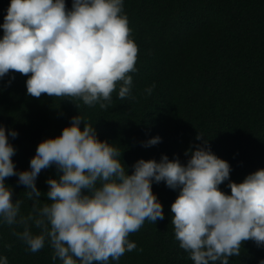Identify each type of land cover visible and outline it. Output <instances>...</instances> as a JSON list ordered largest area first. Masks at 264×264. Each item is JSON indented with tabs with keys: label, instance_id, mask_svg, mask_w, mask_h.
Returning a JSON list of instances; mask_svg holds the SVG:
<instances>
[{
	"label": "clouds",
	"instance_id": "clouds-1",
	"mask_svg": "<svg viewBox=\"0 0 264 264\" xmlns=\"http://www.w3.org/2000/svg\"><path fill=\"white\" fill-rule=\"evenodd\" d=\"M124 0H10L0 38V79L10 70L28 76L27 93L39 98L73 97L106 109L117 88L118 98L131 93L138 45L131 36ZM31 74V75H28ZM12 79H15L14 75ZM11 83V81H9ZM155 84L145 89L151 95ZM107 102V103H105ZM78 107V105H77ZM84 127L81 128V123ZM16 130L0 126V222L25 225L16 235L28 249L41 250L46 240L54 249L52 260L62 264H118L136 249L127 239L145 220L164 218L163 205L153 184L165 182L179 195L171 205L172 225L179 246L194 264H229L239 256L242 242L264 247V169L248 174L240 183L230 180V163L218 157L205 140L186 152L187 163L163 155L139 159L128 174L120 150L98 138L95 127L81 115L61 135L42 141L29 170L17 171L16 148L10 137ZM203 136H197L201 140ZM155 136L145 147L160 143ZM55 165L62 175L49 178L45 194L50 204L39 206L42 192L36 181L43 169ZM17 176L34 200L33 213L17 217L21 201L12 199L7 177ZM229 181L231 194L220 185ZM29 221L41 229L34 235ZM0 264H8L0 256ZM264 264V260L260 261Z\"/></svg>",
	"mask_w": 264,
	"mask_h": 264
},
{
	"label": "trees",
	"instance_id": "trees-1",
	"mask_svg": "<svg viewBox=\"0 0 264 264\" xmlns=\"http://www.w3.org/2000/svg\"><path fill=\"white\" fill-rule=\"evenodd\" d=\"M9 4L10 0H0V25ZM66 7L71 9L72 0H66ZM123 11L138 45L137 71L129 73L133 83L128 97L118 98L117 88L109 106L102 109L99 103L88 106L73 97L46 93L33 97L27 93L28 76L13 70L0 79V126L19 133L10 137L16 148L12 157L16 170H29L38 145L61 135L78 115L95 127L100 140L120 150L119 159L130 175L139 159L159 162L167 155L186 164L190 159L186 152L205 140L230 163L231 181L240 183L264 169V0H124ZM3 34L0 28V38ZM153 84L149 95L145 89ZM157 135L160 143L144 146ZM59 175L62 172L55 165L40 172L39 206L51 203L45 195L46 181ZM5 182L13 188V201H21L17 220L34 214V200L18 177H7ZM228 183L220 188L231 194ZM152 188L163 205L164 218L146 219L130 233L127 239L137 247L126 251L118 264H194L190 253L179 246L171 223V205L179 189L163 181ZM28 227L34 235L41 231L32 221ZM24 228L20 223L0 222V256H6L8 264H62L59 258L52 260L54 249L48 240L41 250L31 252L16 235ZM261 260L264 247L250 240L242 242L240 255L230 257L229 264ZM108 264L117 262L109 258Z\"/></svg>",
	"mask_w": 264,
	"mask_h": 264
}]
</instances>
